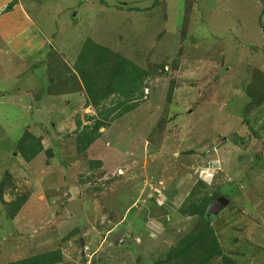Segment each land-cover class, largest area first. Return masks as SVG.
<instances>
[{"label": "rangeland", "instance_id": "obj_1", "mask_svg": "<svg viewBox=\"0 0 264 264\" xmlns=\"http://www.w3.org/2000/svg\"><path fill=\"white\" fill-rule=\"evenodd\" d=\"M153 1L0 0V264H153L182 242L194 264L206 225L231 264H264V0ZM115 58L147 87L93 108L83 85ZM213 193L208 223L183 213Z\"/></svg>", "mask_w": 264, "mask_h": 264}, {"label": "trees", "instance_id": "obj_2", "mask_svg": "<svg viewBox=\"0 0 264 264\" xmlns=\"http://www.w3.org/2000/svg\"><path fill=\"white\" fill-rule=\"evenodd\" d=\"M158 0H154L152 5L150 7H155L157 5ZM148 9V8H147ZM150 9V8H149ZM137 10V9H134ZM84 55L88 59L89 62L92 60V77H101V69L102 66H104L103 61L107 59L109 52L105 49H101L97 46L90 47L88 46L84 49ZM149 73L141 70L139 67H137L135 64H131L128 61L120 60V58H115V61L111 67V70L109 71V78L108 83H102V85L99 88L98 95H95V93L98 92V90L95 89V86L93 84L87 85L86 83L83 85L85 86V93L90 101V105L93 108H97L100 100H105L110 95L117 94L119 96H122L124 99L132 100L136 96L138 98L142 95L143 87L145 86V81L147 79ZM83 80H85L83 78ZM101 81V80H100ZM60 94V93H58ZM137 98V99H138ZM120 109H122L123 106L120 104ZM132 106L123 108L121 110V114L125 113L128 110H131ZM115 111V110H113ZM111 111H106L104 114L109 116V113ZM119 114H117L118 116ZM104 121H96L94 127L92 128L91 132L89 134H84L83 136H79L78 139L81 143L84 142L82 149H85L89 147L90 144H92L95 141V138L97 137V132L99 129L104 127ZM24 139L23 145H18V148L21 150V153L25 160L27 162L32 161L38 154L40 153L41 146L39 143H31L28 140ZM19 141L18 143H21ZM28 142V143H27ZM100 162H93L92 168L99 166ZM219 196V193H213L211 198L204 197L201 198L199 201H191L188 200L187 208L183 210V213L185 215H188L190 217L192 216H198L200 221L202 223H208L205 219V213L206 209L208 207V204L216 197ZM205 221V222H204ZM190 236L187 237L189 239ZM217 237L215 236L214 232L210 227L207 225L204 227L203 230H200L196 236L192 237L193 243H200L202 245L208 246L209 250L207 252H204V248L206 247H200V251L198 253L202 254L201 258L197 260L194 264H207L208 261L212 257H219L221 260V264H231L230 260L225 256L223 253L220 244L218 243ZM202 241V242H201ZM182 242L178 245V249L174 251H168L167 257L164 260H157L153 264H185L184 261L182 263L180 262L182 258H184V255H188L187 248L189 247L188 243ZM186 245L182 247V245ZM214 255V256H212ZM224 256V257H223ZM180 259V261H179ZM62 260V255L57 250L56 252H50L44 255H38L33 258H28L25 260H22V262H19L18 264H57L60 263ZM178 260L179 262H175ZM188 264V263H187Z\"/></svg>", "mask_w": 264, "mask_h": 264}, {"label": "water", "instance_id": "obj_3", "mask_svg": "<svg viewBox=\"0 0 264 264\" xmlns=\"http://www.w3.org/2000/svg\"><path fill=\"white\" fill-rule=\"evenodd\" d=\"M228 205L229 201L227 199H225L224 197H219L208 205L206 210V216L217 215Z\"/></svg>", "mask_w": 264, "mask_h": 264}, {"label": "clouds", "instance_id": "obj_4", "mask_svg": "<svg viewBox=\"0 0 264 264\" xmlns=\"http://www.w3.org/2000/svg\"><path fill=\"white\" fill-rule=\"evenodd\" d=\"M219 197H222V196H219ZM219 197H218V198H219ZM225 199H226V198H225ZM228 201H229V200H228Z\"/></svg>", "mask_w": 264, "mask_h": 264}]
</instances>
